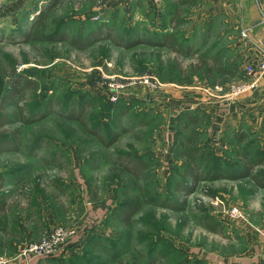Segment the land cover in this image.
<instances>
[{
	"label": "rangeland",
	"instance_id": "1",
	"mask_svg": "<svg viewBox=\"0 0 264 264\" xmlns=\"http://www.w3.org/2000/svg\"><path fill=\"white\" fill-rule=\"evenodd\" d=\"M214 1L189 0L179 14L175 0H0V140L14 139L0 154V182L21 183L3 186L11 197L8 220L0 215V227L9 226L0 231V257L23 264L26 245L62 228L68 236L28 263L264 264V187L223 177L177 190L189 135L180 111L192 104L175 108L169 99L179 91L202 97L197 87L205 84L230 97L232 85L248 78L242 68L213 84L196 68L219 55L229 69L226 42L247 29L210 13ZM41 11L48 13L42 39H30ZM163 30L178 33L181 46L150 44ZM90 32L101 38L86 49L65 39ZM210 122L195 129L199 144L216 153L207 166H237L239 151L264 153V124L245 118L213 138ZM238 131L247 134L242 143ZM135 159L145 162L137 180L126 168ZM127 201L140 206L130 225L117 219Z\"/></svg>",
	"mask_w": 264,
	"mask_h": 264
},
{
	"label": "trees",
	"instance_id": "2",
	"mask_svg": "<svg viewBox=\"0 0 264 264\" xmlns=\"http://www.w3.org/2000/svg\"><path fill=\"white\" fill-rule=\"evenodd\" d=\"M186 4H190L189 0H175V9H177L179 14H181L180 13L181 11L178 9V7L179 6L182 7ZM41 13H42L41 22L39 24L33 25V26H38V28H36L35 31L32 30V32L30 31L28 33L30 34L29 35L30 39L31 38L38 39V40L42 39V35H40L42 33L40 32L45 29V21L47 19L48 13L45 14V12H42V11ZM99 31L102 32L103 31L102 28ZM174 32L175 31L168 33L167 31L163 30L161 33L159 32L157 33V37L154 40H152L151 42L149 41L148 42L150 44L155 45L158 48L162 47V48H167V49H176L181 43L179 42L178 33H174ZM61 33H62V30L58 29L53 36H56ZM100 38H101L100 33L95 34L94 32H90L85 36L82 34H79L75 38L66 37L65 39L71 41L69 43L72 44L74 48L86 49L87 47L94 45L97 42V40H100ZM108 38L110 37L108 36ZM143 42L146 43V41H143ZM132 45L133 44L130 43L127 46L130 47ZM223 63H224V60L222 59L221 56L218 55L215 58H213V64H211L209 60L207 59L205 60L202 59L201 63L197 65L196 68L198 70H205L207 77L214 84L216 82L217 77L221 78L224 75H227V73L230 75H236V71L238 69L237 63L234 62L231 65V67H229V69H225ZM181 72L184 73L182 69H181ZM187 82L192 83L190 79ZM15 87L16 85H14L12 89L13 90L17 89ZM125 104H129V103L126 102ZM134 104L135 103H133V105ZM210 119H211L210 115L202 108L187 109L181 112V116L179 120L180 129L184 133H189V135L186 136V139L184 140L185 144H183L181 148L182 149L181 155L185 157L187 162L184 165L183 170H182L183 180L179 181L177 190L185 192V193H191L195 190L199 182H205L208 180H214L216 178L218 179V178H223V177L235 179V180L248 177L249 179L250 178L253 179L255 184L259 185L260 187H264V173L259 175L258 172H254L255 164L259 166H264L263 151L259 153L254 151V153H251V154L248 151H245V152L239 151L237 153V160H238L237 166L229 165L227 167H223L221 162L214 164V165H209V166L206 165L207 162H211L213 161V159H215L216 156L214 155L216 153H214V150L212 148L207 149L206 146L199 144L200 140L198 137V133L197 131H195V129H197L199 125L203 124L206 121H209ZM263 124H264V119H263ZM238 132H236L235 135L239 138L238 139L239 143H242L243 141L246 140L247 134L245 131H241L239 133ZM114 137L116 138L117 135H114ZM115 138L113 141H115ZM100 140L102 141L104 140V142L106 141L104 138L102 139L100 138ZM13 141H14L13 138L3 137L0 140V148L2 146H5V147L8 146L7 149H9L10 147H12L11 145ZM214 161L217 162L216 160ZM126 168L137 180L140 175L139 172L142 173V171L145 168V162L135 159V161H131V163L129 162L126 165ZM185 179H190V183H186L184 181ZM178 204H179V200L177 201V203L173 205H169V207L171 209L178 210L179 209L177 207ZM139 207L140 206L138 202H135V203L134 201L124 202L118 208L119 215L117 219H119L126 225H130L132 223V217L138 211ZM209 229L214 230L215 228L209 225ZM152 259L154 260L157 258L152 257Z\"/></svg>",
	"mask_w": 264,
	"mask_h": 264
},
{
	"label": "crops",
	"instance_id": "3",
	"mask_svg": "<svg viewBox=\"0 0 264 264\" xmlns=\"http://www.w3.org/2000/svg\"><path fill=\"white\" fill-rule=\"evenodd\" d=\"M215 4L210 6V13H226L231 21L236 19L234 23L239 26V31L246 28H251L252 32L250 37H243L240 35L235 37V40L231 43L226 42L228 45L227 50L233 53L231 61L237 63L238 69L245 68L248 65H253L257 67L261 62L264 54V32L260 25L262 12L261 9L264 8V0H215ZM228 19V20H229ZM208 85V84H207ZM205 87V88H204ZM197 87L200 89L201 96L195 99H189V95H184L182 91H179L174 98H170L175 108L182 107L187 104V109L202 108L211 117L209 132L213 138H218L225 132L228 127L239 128L243 123L245 118L252 120L255 124H259L261 127L263 125L264 118V77L261 78L259 87L253 91L247 92L238 98L232 99L228 96L216 95L215 91H211L209 87ZM192 101V102H191ZM185 107V106H184ZM182 112V111H180ZM180 115V114H179ZM216 140V139H215ZM8 147V146H7ZM2 146L0 149V154L12 150L14 147ZM0 182V215L8 220V210H7V200L9 194L2 193L4 191L3 186L11 185L14 188L20 187L21 183L15 184L13 180L12 183L6 182L5 178H1ZM8 179V178H7ZM8 223V222H7ZM8 225V224H7ZM9 226H1L0 231L7 230ZM6 246V245H5ZM261 253L259 255L263 256L264 260V245L259 247ZM40 259V258H39ZM39 259L31 260V264H39ZM253 259L239 261L246 264H252ZM251 262V263H250ZM235 264L236 262L225 261V264ZM14 264H22L15 262ZM23 264H30L23 261Z\"/></svg>",
	"mask_w": 264,
	"mask_h": 264
},
{
	"label": "built area",
	"instance_id": "4",
	"mask_svg": "<svg viewBox=\"0 0 264 264\" xmlns=\"http://www.w3.org/2000/svg\"><path fill=\"white\" fill-rule=\"evenodd\" d=\"M262 17L260 21V25L264 32V9H261ZM252 30L251 28H247L246 30L242 31V35L244 37H248L249 34H251ZM247 69V76L246 80L240 81L238 84L232 85L231 92L229 96L231 98L235 96H239L241 94L253 91L259 87V83L261 81V78L264 77V54L261 62L257 67L253 65H248L245 67ZM149 82V79H148ZM153 84V82H151ZM216 89H219V87H216ZM68 235L64 234V231L62 228L57 230V233L53 238H49V240L44 242H36L31 243L29 245H26L18 254V257L27 258V263L30 261L28 258L29 256H33L34 254L37 256L45 255L49 250L52 248H55L58 243H60L62 240H64ZM61 240V241H60ZM50 251V250H49ZM11 261L10 258L0 257V264H9Z\"/></svg>",
	"mask_w": 264,
	"mask_h": 264
}]
</instances>
